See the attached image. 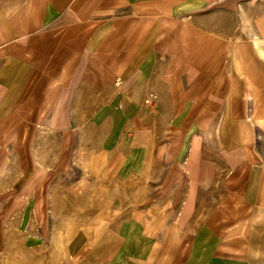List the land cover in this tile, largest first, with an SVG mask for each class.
Returning a JSON list of instances; mask_svg holds the SVG:
<instances>
[{
    "label": "crops",
    "instance_id": "1",
    "mask_svg": "<svg viewBox=\"0 0 264 264\" xmlns=\"http://www.w3.org/2000/svg\"><path fill=\"white\" fill-rule=\"evenodd\" d=\"M0 264H264V0H0Z\"/></svg>",
    "mask_w": 264,
    "mask_h": 264
}]
</instances>
